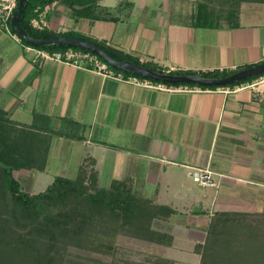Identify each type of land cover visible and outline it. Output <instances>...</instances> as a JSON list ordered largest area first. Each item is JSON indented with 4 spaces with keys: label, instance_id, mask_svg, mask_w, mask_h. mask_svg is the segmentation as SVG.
Segmentation results:
<instances>
[{
    "label": "crops",
    "instance_id": "1",
    "mask_svg": "<svg viewBox=\"0 0 264 264\" xmlns=\"http://www.w3.org/2000/svg\"><path fill=\"white\" fill-rule=\"evenodd\" d=\"M220 1L97 0L91 17L55 1L31 25L89 37L164 72L262 63L264 0L231 8ZM12 34L0 25V110L15 126L50 135L44 169L26 170L32 188L45 183L50 158L76 168L54 177L93 174L100 188L119 183L170 209H160L150 228L163 235L158 241H172L167 248L188 253L204 241L214 213L252 212L264 203V75L231 87L158 90L37 57ZM193 170H208L213 185H198ZM204 188L214 191L207 209Z\"/></svg>",
    "mask_w": 264,
    "mask_h": 264
},
{
    "label": "trees",
    "instance_id": "2",
    "mask_svg": "<svg viewBox=\"0 0 264 264\" xmlns=\"http://www.w3.org/2000/svg\"><path fill=\"white\" fill-rule=\"evenodd\" d=\"M55 1L70 8L78 17H91L97 6V0H27L19 23L31 37L42 39L50 36H68L87 40L103 48L112 58L118 61L126 60L148 67L154 71H164L155 64L140 62L136 57L123 54L89 37L72 32L54 33L47 28L33 27L31 25V20L36 18L38 13L46 5ZM240 1L242 0H223L220 2H222L224 6L231 8L232 4H238ZM9 27L10 30L15 33L10 24ZM19 38L23 44L31 46L20 36ZM34 48L42 49L50 53L73 49L94 54L86 49L67 45H48ZM96 57L100 61L106 63L100 56L96 55ZM262 63H264V61ZM109 68L125 76L144 78L114 67L109 66ZM238 70L200 73L191 71H170V73L193 74L202 77H225ZM262 75H264V73L222 86H203L193 83L165 84L213 89L217 87L239 85ZM152 81L160 82L157 80ZM29 127L26 129V127L15 126L8 120L6 113L0 110V190L9 192V198L7 200L10 201L11 212L15 215V219H17V216L21 219L19 224L27 228L26 236L28 241H23V243H26L29 250L31 249V254L34 248L30 246V242L36 240L43 241L44 237L47 241L54 242L60 238L67 239V241H82V239H86L94 244V250H103V252H110V254L113 253L114 241H117L119 236H129L140 240L161 242L158 240L163 238V235L156 233L150 228L151 220L161 214L162 210L160 209L164 208L169 213L170 209L164 206L159 207L152 205L149 201L131 194L119 183H113L109 188H100L96 186L95 176L93 174L88 177L79 174L77 178L73 180L56 176L43 191L36 194L29 195L27 192L22 191L18 180L13 177L12 172L22 169L42 171L45 167L47 147L50 139V135L36 133L31 130L33 127ZM84 180H88L86 185L84 184ZM71 201L72 205H68L67 203ZM244 214L246 213H214L206 228L204 238L206 245L204 244L203 264H206V258L211 261L209 264H219L220 259L218 260V258H216L215 253H217L222 242L226 244L227 241H248V237H245V235L247 236L245 231L243 232L244 234H241L239 239H236L232 233L228 232V225L230 224L231 227L233 222L237 221L234 216ZM86 226H89V228ZM29 237L33 240L29 239ZM256 241L262 240L256 239ZM16 242L18 244L22 243V241ZM162 242L166 244L170 243V241ZM207 249H209L210 252H208ZM36 255L37 254H35V256ZM41 260L40 257L36 256L35 263L41 264ZM157 264H174V262L162 258Z\"/></svg>",
    "mask_w": 264,
    "mask_h": 264
},
{
    "label": "rangeland",
    "instance_id": "3",
    "mask_svg": "<svg viewBox=\"0 0 264 264\" xmlns=\"http://www.w3.org/2000/svg\"><path fill=\"white\" fill-rule=\"evenodd\" d=\"M232 1V0H229ZM48 164V172L44 176L45 183L36 185V189L32 188V182L29 181L26 169L13 171L12 175L18 180L20 189L29 195L43 191L45 187L52 182L55 175L59 174L64 168H67V174L70 176L76 170L74 165H57L51 160ZM66 170V169H65ZM62 174V173H61ZM88 180H84L86 185ZM188 184L194 188H199L196 183L188 180ZM203 191V190H202ZM206 199H204V209L210 207V201L214 191L212 188H204ZM36 192V193H35ZM9 192L0 190V264H37L36 256L42 259L41 264H157L160 259H168L169 257L181 260L184 263L203 264L204 263V244L205 241H196L194 252H185L177 249V246L168 247L169 244L151 241H121L123 237L119 236L118 241H114V251L105 253L94 250V244L86 239L82 241H67V239H58L57 241H47L44 237L43 241L30 242V246L34 249L29 250L26 243L27 228L19 224L21 219L12 214L11 204L7 199ZM72 205V201L67 203ZM78 204V203H77ZM246 213L244 215H236L237 221L232 226L228 225V232L232 233L236 239L241 237L243 232L247 234L248 241H227L221 243L216 258L220 259L219 264H264V203L259 204L256 211L238 212ZM14 216V217H13ZM206 218V217H204ZM89 228V226H86ZM248 227V228H247ZM24 235V236H23ZM253 237V238H252ZM29 239H31L29 237ZM127 239L126 237L124 240ZM261 239L262 241H256ZM33 240V239H31ZM16 241H22L17 243ZM180 246H188L189 243L178 244ZM206 245V244H205ZM185 248V247H183ZM187 250V248H185ZM210 252L209 249H207ZM35 254H37L35 256ZM202 257V259H201ZM206 264L211 261L206 258ZM178 264V263H176Z\"/></svg>",
    "mask_w": 264,
    "mask_h": 264
},
{
    "label": "water",
    "instance_id": "4",
    "mask_svg": "<svg viewBox=\"0 0 264 264\" xmlns=\"http://www.w3.org/2000/svg\"><path fill=\"white\" fill-rule=\"evenodd\" d=\"M27 0H17V4L10 17V26L14 32L34 47H43L48 45H67L86 49L95 55L100 56L108 66L126 71L130 74L144 78L157 80L163 83H193L203 86H222L229 83L242 81L250 76L264 73V63L240 69L225 77H202L193 74H173L170 72L154 71L148 67L132 63L130 61H118L112 58L103 48L97 44L68 36H50L47 38L36 39L31 37L20 25L19 21Z\"/></svg>",
    "mask_w": 264,
    "mask_h": 264
},
{
    "label": "built area",
    "instance_id": "5",
    "mask_svg": "<svg viewBox=\"0 0 264 264\" xmlns=\"http://www.w3.org/2000/svg\"><path fill=\"white\" fill-rule=\"evenodd\" d=\"M17 4V0H0V25L6 30L9 31V22L10 17L13 13ZM13 37L20 41L19 36L16 33L12 34ZM26 49L33 50L37 57H41L44 59H53L55 61L64 62L67 64H72L75 66H88L92 70L101 73L106 77H110L120 81H126L128 83L154 88L158 90H170L173 87L167 85L163 82H154L148 78H140L136 76H125L120 72H114L109 68V66L100 61L96 55L91 54L89 52H83L79 50L67 49L63 52H53L50 53L48 51L37 49L32 46H27ZM194 182H196L200 186H211L213 185L210 172L208 170H193L188 174Z\"/></svg>",
    "mask_w": 264,
    "mask_h": 264
}]
</instances>
